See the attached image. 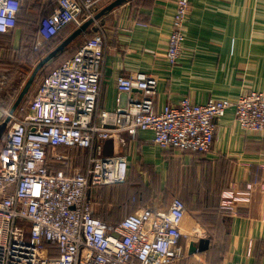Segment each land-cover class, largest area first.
<instances>
[{"label":"built area","instance_id":"built-area-1","mask_svg":"<svg viewBox=\"0 0 264 264\" xmlns=\"http://www.w3.org/2000/svg\"><path fill=\"white\" fill-rule=\"evenodd\" d=\"M28 0H0V33L19 32L17 19ZM35 48L58 36L70 22L77 27L112 0H43ZM176 6L166 57L175 65L186 42L191 0ZM76 51L51 68L30 105L15 112L0 101V121L10 119L0 147V264H169L186 255L181 243L186 205L181 196L166 208L140 206L118 222L93 213L95 188L126 180L129 162L123 153L105 155L102 143L123 132L150 131L153 142L177 153L208 152L215 141L217 118L234 109L243 130L264 134V90L249 88L235 100L211 97L156 109L158 78L146 70L117 75L113 110L101 109L107 31L101 18ZM0 68V97L9 87ZM134 88L142 95H133ZM124 139V138H122ZM60 146L87 150L85 164ZM59 165V166H57ZM250 200L249 191L224 192Z\"/></svg>","mask_w":264,"mask_h":264},{"label":"crops","instance_id":"crops-1","mask_svg":"<svg viewBox=\"0 0 264 264\" xmlns=\"http://www.w3.org/2000/svg\"><path fill=\"white\" fill-rule=\"evenodd\" d=\"M134 1L101 19L107 31L101 109L117 105V75L137 70L158 78L159 110L186 95L202 103L211 97L235 100L249 88L264 90V0H191L187 39L175 65L166 57L174 2ZM131 94L142 95L137 88ZM217 125L214 144L205 153L163 148L150 131L123 132L102 143L105 155L128 156L125 181L137 208H166L176 195L184 200L186 255L169 264H264V134L238 126L233 108L217 118ZM102 188L92 193L94 210ZM103 189L109 193L107 216L115 207L111 194L114 200L131 196V191ZM231 191H249L250 200L230 198L232 206L224 205L223 194ZM201 239H209L208 248L191 250Z\"/></svg>","mask_w":264,"mask_h":264},{"label":"trees","instance_id":"trees-1","mask_svg":"<svg viewBox=\"0 0 264 264\" xmlns=\"http://www.w3.org/2000/svg\"><path fill=\"white\" fill-rule=\"evenodd\" d=\"M128 1H134V0H128ZM139 1L140 0L138 1L135 0L134 3ZM45 7H47V4L44 3L43 0H28L27 2H25V4L22 5L17 19V25L19 27V41L16 47H15V40H16L15 32L0 33V68L4 69L7 72L10 79L9 87L2 94V97L4 98V104L6 106H12L13 103L16 101L18 95L20 94L22 88L24 87V86L21 87L22 80L24 77H26L29 74L31 70L33 71L34 69L33 67H35V63H37L40 59H42L48 52L54 49L67 35H69L73 30L77 28V25L74 22H70L60 31L58 36L46 40L41 47L35 48V40L38 36V19L41 16V14L45 11ZM109 13H107L106 15H108ZM106 15H103L101 19ZM95 33L96 30H92L91 28H89L84 34L86 35V38H89L95 35ZM73 43L74 41L71 44H69L64 49V51L59 52L51 62H48L44 65V67L39 71L30 90L25 95L20 105H23L28 108L39 85L47 75L44 74L45 69L48 66H52L53 68L56 65L60 64L65 59H67L68 57H70L78 48L76 47L75 49L71 50L70 47L72 46ZM18 75H22L21 76L22 80L21 79L19 81L15 80L16 77H18ZM1 146H2V139L0 140V147ZM60 149L64 152L69 153L72 157H75L76 158L75 161L77 162L78 165L85 164V160L87 157L86 149L82 147H67V146H60ZM126 184L127 182L125 181L123 183L121 182L115 184L101 185L100 187L103 188L108 186L113 187V191H115V193L118 192L124 195L127 192L131 191V196L125 197V199L122 198L121 200L118 198L117 200H114V195L111 194L109 200L112 201L115 207L112 208V211L110 212L109 216H107L106 213L109 202L107 201L108 199L106 200V196L109 193H107V190L103 191L104 189L102 188L101 191L99 192V197L97 202L100 203V206L97 210H94V198L92 196L94 215L101 217L103 220L107 221L108 223H116L121 219L120 217L122 216L124 211L126 212V214L135 211L138 205L134 204L136 202L134 199L133 201L135 202L132 201V198L134 197V196L132 197L133 191L129 190ZM129 206L131 209H129ZM112 216H115L114 219L116 220H111L110 218Z\"/></svg>","mask_w":264,"mask_h":264},{"label":"water","instance_id":"water-1","mask_svg":"<svg viewBox=\"0 0 264 264\" xmlns=\"http://www.w3.org/2000/svg\"><path fill=\"white\" fill-rule=\"evenodd\" d=\"M128 0H112L110 3L106 4L96 15L95 18H90L86 20L82 25L78 26L75 30H73L69 35H67L54 49L48 52L42 59H40L36 66L34 67L32 73L30 74L29 78L27 79L24 87L22 88L20 94L18 95L16 101L11 106V112H15L20 103L22 102L25 95L30 90L33 82L35 81L36 76L38 75L39 71L44 67V65L54 57L57 56L59 52L64 51V49L75 41L79 36L83 35L94 22L95 19L101 18L103 15L113 11L115 8L121 6L123 3L127 2ZM10 116H8L3 122L1 130L7 127L8 121ZM209 246V239H201L200 242L197 244H193L191 250H204L207 249Z\"/></svg>","mask_w":264,"mask_h":264},{"label":"rangeland","instance_id":"rangeland-1","mask_svg":"<svg viewBox=\"0 0 264 264\" xmlns=\"http://www.w3.org/2000/svg\"><path fill=\"white\" fill-rule=\"evenodd\" d=\"M43 14V13H42ZM41 14V15H42ZM41 17H39V19H40ZM39 19H38V29H39ZM15 38H16V40H15V47L18 45V41H19V32L17 33V34H15ZM86 39V35L85 34H83V35H81V36H79L75 41H74V43L72 44V46L70 47L71 48V50L72 49H75L76 47H78L84 40ZM52 61V60H51ZM50 61V62H51ZM36 64L37 63H35V66H36ZM34 68V67H33ZM52 68V66H48L46 69H45V73L44 74H47L48 75V73H49V71H50V69ZM32 72V70L29 72V74L26 76V77H24L23 78V80H22V78H21V76L22 75H18V77H16V81H19L20 79L22 80V85H21V87L22 86H24V84H25V82H26V80H27V78H28V76L30 75V73ZM42 74H43V72H42ZM46 75V76H47ZM42 76V75H41ZM15 82V81H14ZM1 98H3L2 96L0 97V101H1ZM3 103H4V98H3ZM1 127H2V122L0 121V140L2 139V137H3V135H4V133H5V131H6V129H7V127L6 128H4L3 130H1Z\"/></svg>","mask_w":264,"mask_h":264},{"label":"bare ground","instance_id":"bare-ground-1","mask_svg":"<svg viewBox=\"0 0 264 264\" xmlns=\"http://www.w3.org/2000/svg\"><path fill=\"white\" fill-rule=\"evenodd\" d=\"M186 216V215H185Z\"/></svg>","mask_w":264,"mask_h":264}]
</instances>
